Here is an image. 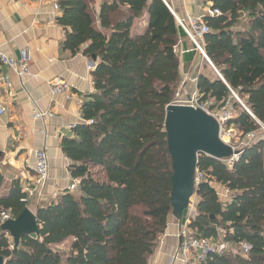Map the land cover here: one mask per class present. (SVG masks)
Wrapping results in <instances>:
<instances>
[{"label": "trees", "instance_id": "trees-1", "mask_svg": "<svg viewBox=\"0 0 264 264\" xmlns=\"http://www.w3.org/2000/svg\"><path fill=\"white\" fill-rule=\"evenodd\" d=\"M58 6L63 49L97 60L84 123L62 141L77 189L35 207L39 234L22 236L19 245L0 227V256L5 264H149L173 218L165 124L181 84L175 47L183 30L164 0L107 1L101 29L93 0ZM212 10L221 15L204 19V50L221 77L210 67L214 77L201 75L197 90L214 110L230 102L237 113L230 125L246 135L264 124V0H212ZM197 167L206 181L189 228L196 239L224 235L237 249L200 264H264V136L231 166L201 155ZM216 184L236 198L224 202ZM4 185L0 173V217L8 212L15 220L30 200L20 180L8 192ZM70 241L68 252L56 250ZM242 243L251 248L246 256Z\"/></svg>", "mask_w": 264, "mask_h": 264}, {"label": "crops", "instance_id": "crops-1", "mask_svg": "<svg viewBox=\"0 0 264 264\" xmlns=\"http://www.w3.org/2000/svg\"><path fill=\"white\" fill-rule=\"evenodd\" d=\"M107 1L110 0H93L99 29L98 14ZM58 2L0 0V50L15 59L20 58L22 51H28L32 59L28 74L22 77L0 65V104L4 109L0 115V173L5 177L7 192L15 180H20L26 191L37 183L34 154L46 150L51 180L41 193L30 199L32 212L35 207L54 200L51 197L54 193L60 196L69 190L75 182L69 172L72 163L63 153L62 141L66 137H74L72 126L84 123L82 105L89 100L88 96L95 93L92 73L97 61L63 49L66 30L57 21L61 15ZM164 2L179 19L190 16L204 22L212 9V1L208 0ZM176 47L181 74L178 92L188 97L198 91L201 75L214 77V68L202 57L184 31ZM5 76L9 78L10 87L2 82ZM57 81L69 87L67 95L51 94V83ZM35 110L51 111L55 117L35 120ZM182 225V221L170 219L149 264H169L170 258L176 256ZM174 264L183 263L179 259Z\"/></svg>", "mask_w": 264, "mask_h": 264}, {"label": "built area", "instance_id": "built-area-1", "mask_svg": "<svg viewBox=\"0 0 264 264\" xmlns=\"http://www.w3.org/2000/svg\"><path fill=\"white\" fill-rule=\"evenodd\" d=\"M212 1V0H208ZM221 15L219 10H209V16H219ZM178 25L184 31L186 36L193 42L196 49L200 52L202 57L214 68L213 64L209 60L208 56L204 50V36L210 32V29L206 23L198 18H193L188 16L185 19L176 18ZM175 53H178L177 47H175ZM32 59L28 51H22L20 58L15 59L12 57L7 56L0 50V65L7 67L9 70L15 72L18 76L22 77L28 74L29 72V65ZM89 69H92V66H89ZM215 69V68H214ZM216 73L220 76L219 72L215 69ZM221 77V76H220ZM2 82L7 87H10V81L8 76H5L2 79ZM69 93V87L61 82L57 81L51 83V94L55 95H67ZM235 99L238 103L250 114L252 117L253 115L251 112L245 107L243 102L234 94ZM173 105H180V106H189L193 108H199L206 112L208 115L212 116L216 119L219 124V137L220 140L229 146L232 151L233 155L230 158L221 160L224 164L231 166L235 161H237L244 149L252 145L259 136H264V124L258 123L260 129L251 132L249 134L243 135L239 134L236 129L230 125V122L234 120L236 117V110L232 106L230 102H228L225 107L220 110H214L213 106L214 103L211 100L202 101L201 96L198 91L194 92L192 95L186 97L183 93L178 92L175 97V103ZM4 113L3 106L0 104V115ZM33 117L35 120L42 121L47 118H53L55 115L49 112H41L35 110L33 113ZM87 124H93V121L87 122ZM77 125L72 126L74 130ZM36 160V167L35 173L37 177V183L35 186L28 188L26 193L28 198L25 202H29L31 198H33L38 192L41 191L49 184L51 177H50V164H49V156L45 149L37 151L35 154ZM206 181V177L203 172H201L198 167L195 172V195L191 199L189 207L184 214V226L180 229L178 238L180 240V245L175 257L170 258L169 264H174L177 260H181L183 264H190L193 262V259H197L196 264H200L203 262L208 255L217 254V255H224L229 253L230 246L228 243H219L215 244L211 240L206 239H196L192 234V231L189 229V224L191 221L197 216V207L194 203L196 195V191L198 187ZM77 182H74L70 187L69 190L71 192L76 191L77 189ZM218 192V191H217ZM219 195V193H218ZM52 199H57L59 196L57 193L51 195ZM236 198L235 194H230V192H226L224 195V202L232 201ZM13 220L10 213L4 212L0 217V226L5 224L8 221ZM241 252L244 256L248 255L250 251V246L247 243H242L240 245ZM181 257V258H179Z\"/></svg>", "mask_w": 264, "mask_h": 264}, {"label": "water", "instance_id": "water-1", "mask_svg": "<svg viewBox=\"0 0 264 264\" xmlns=\"http://www.w3.org/2000/svg\"><path fill=\"white\" fill-rule=\"evenodd\" d=\"M96 62V58H93ZM166 133L172 159V217L182 221L190 201L195 195V172L201 155L216 160L230 158L234 153L219 137V124L215 118L199 108L171 105L167 108ZM16 245L22 236L39 234L36 215L26 209L18 218L1 226ZM0 264H5L0 256Z\"/></svg>", "mask_w": 264, "mask_h": 264}, {"label": "rangeland", "instance_id": "rangeland-1", "mask_svg": "<svg viewBox=\"0 0 264 264\" xmlns=\"http://www.w3.org/2000/svg\"><path fill=\"white\" fill-rule=\"evenodd\" d=\"M36 174V173H35ZM215 188H216V190L218 191V193H219V196L222 198V200L223 201H225V199H224V195L226 194V192H228V190H226L224 187H222V186H220V185H215ZM230 194H232V193H230ZM194 197V196H193ZM194 201V203H197L198 202V197H195V199L193 200ZM196 207H197V204H196ZM176 222H181V221H179V220H176ZM182 222H183V224H184V219H182ZM184 226V225H183ZM1 227V226H0ZM182 228V227H181ZM190 229V228H189ZM191 230V229H190ZM193 233V232H192ZM193 236H194V234H192ZM223 235V234H222ZM224 236V235H223ZM223 236L221 237V239L219 240V241H215L214 243L215 244H219V243H223ZM7 237L10 239V240H12V238H11V236H9V234H7ZM70 244H71V241L70 242H67V243H65V244H63V245H61V246H58V247H56V250H59L60 252H68L69 251V249H70ZM229 246H230V250H229V252L230 251H232V252H235L237 249L236 248H234L231 244H229ZM240 250H241V248H240ZM179 258H181V257H179ZM197 262V259H193V262L192 263H190V264H196V262Z\"/></svg>", "mask_w": 264, "mask_h": 264}]
</instances>
